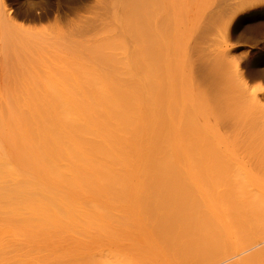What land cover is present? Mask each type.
I'll return each instance as SVG.
<instances>
[{"label": "bare ground", "instance_id": "6f19581e", "mask_svg": "<svg viewBox=\"0 0 264 264\" xmlns=\"http://www.w3.org/2000/svg\"><path fill=\"white\" fill-rule=\"evenodd\" d=\"M13 1L14 2L19 1L21 4L13 5V7L11 5V8L9 9L7 8L8 5H5L6 11L3 5L2 16H0V18L1 17L4 18V20L10 24L11 28L12 26H14L11 24H15V22H17V20L19 19L18 17L15 16H19V17L31 16L36 18V20L41 18L40 20L42 22L43 21L42 18H47L50 17L51 15H54L56 19L59 20V23L63 22V24L61 23L60 25L64 26V23L66 22L68 23V20L71 18L70 16L73 15V13L76 14L75 16L79 15L77 14V12L79 8L81 9V7H79L78 3L79 2L82 3L83 0H13ZM95 1L93 0V2ZM8 2L6 3L8 4ZM88 2L90 3L89 0ZM96 2L97 4L101 3V1L98 3V0ZM91 3L90 5H92ZM103 3H101V5ZM10 4H13V2ZM106 4L102 6L100 5L101 7H99V5L93 3V5L97 6V9L99 7L98 9L99 11L96 13L94 18L90 17L92 18L90 20L88 16L87 18L89 20L86 21V19L84 20V18H81V16H79L80 19H83V21L81 20L82 22L79 21L81 25L77 24V26L74 27L72 26L71 28L67 27L65 29L66 30L68 28L69 29L65 33H64L65 31L64 27L61 26L62 27L61 30L63 29L64 31L60 30V32H62L61 33L62 36L64 35L74 36V34H76L75 36H77L78 34L81 33L85 34V33H90L92 31L96 32V30L97 32H101L103 31L102 27H105L107 28L106 33L107 34L109 33L110 36L113 35L112 33H115L114 35H116L117 33L116 36H120V37L113 38L112 40L115 41L116 39L117 41V39H119L120 41L113 42L115 43L112 44L113 47H109L112 45L109 46L106 45L108 44L106 42L104 43L106 46L104 45L102 47L99 46L97 47L98 49L102 48V50L101 49L100 50L97 49L98 51L93 50L94 52H96L94 53L95 57L97 56V52L102 51L100 52L101 53L100 57H102L100 61L103 66L107 67L105 69L108 70L109 72L108 76H110V78L112 79V83L109 85H105L110 81L106 79L104 80V77L102 76L104 74L103 72L104 70L103 71L101 70L102 68L100 67L101 66L100 63L98 66L97 64L98 61L96 60L97 57L95 58L94 56L91 55V60H94L96 66L91 67L90 63L86 62L84 64L85 67H81L82 63L77 62L78 59L75 58L74 56L73 58L76 60L77 64L74 63L73 61H72L73 63L71 61L68 62L71 59L69 57H68V61H64V62H66V64L67 62L68 64L69 63L73 64V65L72 64L67 65V68L70 66L68 70L73 69L75 64L74 68L76 70L69 71L70 74H72L71 73L72 71L77 72V65H78V69L80 68L83 71V73H86L85 76L84 74L81 73L82 77L80 76L81 77L80 79L84 78L85 80L84 83L87 82V84L82 85L80 81H78L80 79H75L73 82H71V84L68 83V85L67 83L64 85L60 83L61 87H63L60 88V91L62 93L63 92L65 93L66 91L67 95H69L68 96L69 98L68 97L65 98V96L62 95L63 97L61 98L63 99L60 100L56 99L57 97L53 99L52 97L53 93L50 96L52 98H48V96L51 93L49 92L50 90H48L49 95L47 94V98L52 100L44 99L45 97L42 94V92L44 91L46 93L45 89L49 88L48 84L44 85L47 86L45 87V89L40 88L41 89L40 90L39 88H36L37 92L34 91L35 88H33L34 89L33 92L34 94L36 93L35 94L36 96L34 102L35 105H32L35 110L34 112L35 113V123H34L35 124L34 125L35 127V162H34L35 163V215L33 216V218L35 217V221H33L32 219V224L35 225L34 226L35 233L37 234V235L35 234L36 240H39V238H41V236H39V238L37 236L38 234L40 235L45 228L46 231L47 228L48 230L52 228L59 229V227H62L60 229H64L65 226L67 228V226L70 224L73 225L75 224L74 226H76V223H79L80 221L77 220L78 217L80 216V214L83 216L84 215L83 213H88L89 215L91 214V217L93 219H91V221L88 222V224L93 228H97L100 230L103 229V231H105L106 227L108 226L107 227L108 230L112 229L111 227H114V225H111L110 221L104 220L103 218L100 217L102 216L101 212L103 210H104L103 213L104 212L106 213L109 210L113 212L112 210H114L113 213L117 211L118 215L124 210L125 214L122 213V216L126 215L125 216L126 218L123 217L122 219L125 220L124 221L125 223L118 220H114L116 221L117 224V225L115 224L116 227L117 226L126 227L125 226L126 224L129 226L132 225V224H128L131 223L130 221L133 220L132 218H134L135 220L136 218L140 220H136L135 223L133 222L134 224H137L138 222V225H134V226L132 225L131 227L128 228V232L127 231L126 232L129 238L127 235L125 236H127V238L129 239V241L127 240V242L129 243H127L124 247H120V249L117 250L118 252L114 256L108 253L107 255L108 259L107 258L105 259V254H100V257L99 255H97L98 257H94L91 259L89 258V260L88 258L86 259L84 258L85 260H83L82 258V261L81 260L79 261L78 259L79 263L76 262V264H206L207 262H209L212 259L214 260L215 258H216L215 260L219 261L221 257L224 258L228 254L230 255V252H232L233 250H235L240 246L243 247L249 244H254L253 243L254 241L258 239L261 240V238L264 239V193H263L264 162H262L263 160H256L257 158H255L256 161L250 162L251 159H254L255 155H252L251 152H250L251 154L249 153V155H245L247 157L251 155L250 156L251 159L250 157H248L250 159L249 160L250 164L249 162L248 164L252 167L249 169L250 170L252 169L250 172H253V174L251 173L250 180L253 178L254 179L251 181L250 180L247 181V179L249 178L248 177L246 181L241 182L239 178L240 181L239 184L238 181L235 182L232 181L233 179L232 180L230 179V177H232L230 174V177H228V179L226 178L225 179L226 181H224L225 190L222 193H220V195L219 194L217 195L215 193L214 184L215 182H219L218 179H220L221 177H219L218 175H220L223 170L228 171V167L230 166L229 162L230 160L232 161V156L231 159L230 157L226 158V160L228 158L230 159L228 160V162L225 161L227 162L226 164H224L225 162L223 161L224 163L219 164L220 163L219 162L218 166H215L217 165L218 161L215 164L213 162L214 160L216 161L217 158L211 161V159L209 158L210 156L208 155L209 157L207 158L209 160L203 162V165H205L208 170V171L205 170L208 178H206L207 180L206 179L191 180L192 185H194V187L192 188H190L189 186L186 187L185 186L186 184H183L185 183L186 179L183 178L184 181L181 180L182 176L180 177L179 176L180 174L178 175L177 172L174 171L175 169H173L179 163V161L183 157H185V154L183 152H182L183 157H181L180 154L181 151H195V150L197 151L198 149L207 150L210 148V144H208L206 140L200 137V133L201 130L203 131V128L200 129L201 126L198 124V122L201 121L200 119L201 115L204 114L202 107H200V103L201 105L202 104L204 105L202 101L204 100L203 98H206L208 100L207 96L211 95V97H214V100H212L213 99L212 98L210 102L209 100L207 101L205 99V101H207V102L204 101L206 103L205 105L208 104L207 106L204 105L205 107L210 108L212 102L216 103L220 101L221 104H223L221 101L222 99H220V97L223 96L221 95L223 93L222 91L223 81L221 79V76L224 73L221 66L219 67L220 71L217 73V67L221 64V59L223 60L226 57L228 58L231 56V54L234 53L231 52V54H229L230 56L226 55L224 58H221L220 56L221 59H219L214 54L216 59L217 58L218 59L215 60L213 63L212 62L209 63L207 58H206L207 62L201 61L202 59L200 57V59L198 58L200 61L199 62L197 61V64L195 61L194 64L195 66L193 65V68L191 67V65H189L190 67L188 69L189 70L190 68L194 69L196 75L199 76L197 78L194 77L193 79L196 78L198 80L205 82L204 86L202 87L205 88V89L203 88L205 91L207 90L205 94L209 93L208 95H204V91H202L203 93L201 94L204 96H201V94L200 96L196 95L199 98V99L197 98L198 99L197 101L195 99V95H194L195 93L192 92L191 87L189 89L190 84H187V82H183V80L178 81L180 78L185 76L183 73H181L182 69L180 68V60H181L180 58H182L180 57V53L183 49L182 44L184 42L182 41L185 40L184 36H199V38L200 36H218V37L220 36V38L221 36L222 37L224 36L222 41L226 42L228 40L227 44L225 43V46L228 45L229 39H232V41L234 40L233 42L240 41L242 43L245 42L246 44L249 43V46L250 43H253L255 45L258 44V42H260L261 44L262 40L264 42V0H120L119 3L117 4H113L112 2L108 3L107 5ZM50 5L51 8H49V10L46 12H42L39 15L37 12H35L40 7H45ZM75 5L78 6L76 7ZM83 5H84V1L82 6ZM94 9H96L95 6ZM82 12H78V13H82ZM86 12L87 14H90L88 11ZM14 17L18 19L16 20ZM76 20L78 22L79 19ZM30 21H32V19ZM83 22H85L87 25H82L84 24ZM109 22L110 25L112 26L106 27V25L109 24ZM38 23L40 24V22ZM73 24L75 23L73 22ZM68 25H71V23H69ZM99 26L100 27L102 26L101 27L102 30L100 31H98ZM58 28L60 29V26ZM15 29L17 28L14 27V30ZM17 30H15V32ZM21 32L22 30L19 33L18 32L16 33H18L19 35ZM103 32L102 35H104ZM29 33L30 34H28V36L30 35L34 36L33 33L31 32ZM88 35L92 36L91 33ZM122 35L126 37L128 36L130 37L129 39L130 42L132 43L129 44L132 46L133 52H131V46L129 44L126 46V43L124 42L128 38L125 37L126 38L125 39L122 37ZM20 36H24V35H22L21 33ZM121 40L124 41L121 42ZM30 42L31 41H29L28 44ZM202 42L201 41L198 42L199 45ZM224 42L222 43L224 44ZM231 42L229 43V45L230 46L232 45L231 47L233 48L235 43L231 44ZM242 43H240L239 46H242L244 48V50L243 49L242 50L245 52V54L247 53L246 55L247 57H245L244 60V67L246 69L247 75L249 76L248 78L264 79V55L262 54L263 51H261V54H259L260 52L257 49V51L259 52L258 55L257 53L252 52L254 50L253 49L254 47L246 48L245 46L246 44L241 45ZM109 44H111V42ZM21 45L23 44L21 43L20 46ZM219 45L220 43L217 45V47ZM123 47L128 51V53L124 52L125 54L129 55L132 53L129 59L126 58L124 59V62H126L127 60L130 61V63L127 61V63L130 65L127 64L125 65L122 62L123 59L122 61L120 59L121 56L115 53L116 52L115 50H117L118 52L122 51ZM196 47L197 49H200L198 46ZM207 47L209 46L207 45ZM258 47L260 48V46ZM112 48L115 50L112 51ZM24 49H22L23 52ZM30 49H32V46L31 48L29 47L28 50H25L26 53L28 51V54L26 56H30V54L32 53ZM106 49L109 55L111 54L110 51L113 52L112 54H114V56L116 55L114 59L118 58V60L120 59V61L116 59L113 60L112 54L110 57H108V55L106 56L107 54ZM125 49L123 51H126ZM210 49L212 50V48ZM230 49H228V51H230ZM29 50L31 53L29 52ZM104 50L106 51L105 54L103 52ZM199 51L200 50H198V52ZM23 52L20 53L22 54ZM69 52L71 54V51ZM80 52L78 54H80ZM122 52H120V54L123 55ZM14 53L15 51L13 52V54ZM43 53L42 56L40 57L41 61L39 59L38 61L36 60L37 62H35L34 59H37L36 57L33 59L32 62H28V63L22 62L21 66L23 63H25L26 66H28V64L30 63L33 64L38 63L36 65L39 67V63H40V66L44 67L42 65L43 63L41 64V62L44 60V58L42 60ZM218 53L217 55L219 54L221 55V53L219 54ZM235 53L237 52L235 51ZM250 53H254L255 56H258L256 60L254 58L255 56H253L254 54L251 55L253 59L252 57L251 58L248 57ZM74 54L77 53L75 52ZM38 55L35 54L34 56H38ZM14 57H16V55ZM22 57L21 55L19 56V58ZM64 57L66 58V56ZM53 58H55V55H53ZM111 61H112V65L111 64L109 65ZM19 62H21V59ZM81 62L84 63V60L82 59ZM14 64H16L15 61L13 65ZM51 64L52 63L50 62V64L49 65L46 64L45 67L47 66L51 67L50 66ZM66 64L64 63V65ZM86 64H88L87 66L90 65L89 69L91 70L94 69V70L89 73L88 72L89 69L87 68ZM18 65L20 64L19 63L17 64L18 68L16 67V65L12 67L14 68L16 67L17 70L19 69ZM36 65H34V67ZM97 66L99 69L97 68ZM234 66L235 64H233V67ZM22 67L24 68L25 66L23 65ZM82 68H86L87 70L85 69L84 71V69ZM61 69L62 72L65 71L63 70L65 68H61ZM61 69L59 68L60 71ZM240 69L239 72H241ZM21 70L22 69H20L19 71L21 72ZM26 70L24 71L26 72ZM50 70H55L52 71L54 75L50 72L49 75V77L51 76L50 78H52V75L53 78H56V76L57 77L60 76L57 75L59 70L57 71V69L55 68L53 69L51 68ZM98 70H101V72L103 73L100 74ZM19 71L17 70L16 72ZM29 71L32 72L34 70L32 69ZM39 71L37 70V72ZM20 72L19 74H21ZM65 72L66 73L64 75L69 73L68 71ZM96 72L98 73V75ZM234 72L235 71L233 70L232 73ZM239 72L237 71L238 75L236 74V76L241 75L239 77L244 78L242 77L243 74L242 73L240 74ZM243 72L244 74H246L245 71ZM92 73L94 74L93 76L96 75L98 78V76L100 75L99 77L102 76V78H100V80L99 78L98 80H96L97 78H95L96 77L95 76L94 79H92L91 77ZM25 74L27 75L28 72ZM41 74L43 75L42 72ZM87 74L88 75L90 74L89 75L90 78L87 76ZM226 74L228 78L231 77L229 80H231V83L234 84V86H232L231 88L229 87V89L231 90V92H234L232 93L233 95L239 96L240 94H238L237 89H239L240 91V88L239 86L237 87V84H235V82L233 81V78L235 77L232 76L231 72H230L231 75H229V73L227 72ZM29 75L31 74H28L27 78L29 77ZM64 75H61V77L62 76L64 77ZM19 76L20 75L17 74V77ZM31 77L33 79L32 75ZM47 77L45 79L42 78L43 82L44 80L46 81ZM19 78L17 79L19 80ZM53 78L51 80H53ZM200 78H202L203 80ZM245 78L246 80L244 79V81H249L247 77ZM56 79L55 81L58 80ZM65 79H67L66 76ZM29 80H31L30 77ZM51 80L49 81L51 82ZM93 80H96V82L99 81L98 84H96ZM40 83L42 84V81ZM72 83L74 87L72 86ZM75 83L78 84V86ZM89 83L90 84L95 83L96 85L94 87H91ZM250 83L248 84H250L252 87L253 80ZM248 84L245 85L246 88L248 87ZM50 85H51V90L53 89L54 91L61 93L59 92L58 87L55 86L57 88V90H55L56 88L52 86L51 83ZM251 87H249L250 90ZM233 89L237 90V92L234 91ZM253 89L251 90V94L253 93ZM258 90L262 92L264 88L262 90V86H261L260 88H258ZM38 91L41 92L38 93ZM214 91L215 93H213ZM216 92L218 96L216 95ZM214 94L215 96H212ZM223 94H226L223 96L224 97L223 100H225L224 103H229L227 97L228 95L232 96V94H228L227 92ZM39 95L43 96L44 98H42V100L41 99L38 100ZM252 95L254 96L256 94L253 93ZM59 97L60 95L58 96V98ZM191 99L193 100V102H191ZM260 99L254 101L252 99L250 100V102L251 103L254 102L255 105V107L250 109L252 110V114H253L252 116L257 115L256 112L258 108L256 107L257 105L256 103H260V107H261ZM262 99L264 100V98ZM22 102H24L22 103V106H24L25 108L26 107L25 100H23ZM262 102L264 104V101ZM8 105L10 106V103ZM195 105L197 106L196 108ZM216 105H218V108L220 107L218 103H216ZM216 105H212V108ZM224 105L225 104H223L222 106ZM241 105L242 104H240V106ZM9 106H8V113L6 114L5 118L9 117L11 120H14V118L11 116H14L16 113L13 107H9ZM225 106L224 108H226V110L224 108L222 110H225L226 112L220 111L219 109L217 110L216 109L217 106L214 109L210 108V110L208 109L206 110L210 112L211 110H213L214 112L217 111V113L218 111L221 113L223 112V116H224L223 118L222 115H219L221 113L217 114L215 112V114L218 117L221 116L220 117L222 119L221 122L224 120V122H222L223 127H229L231 125L230 123L235 121L234 123H232L233 124L232 126L237 129L236 131H234L237 134H238V127L240 126L239 124L241 122L245 125L244 129L245 130L247 129V131L255 130L256 132H259L258 130H261V129L257 130L256 128L253 129V126L256 125L255 122H257V120H260L259 117L260 115H262L259 111L258 113L260 115L258 114L259 116L258 119L255 118V116L251 118L250 117L251 115L249 116V114H246L248 117L246 115L245 117L244 115H242V117L244 118V122H243L240 121L238 115L241 116V114H244L241 113V109L245 111L244 107L240 108V106L237 107L235 105V108L239 109V110L237 109L238 113L240 112L236 117V119H238L237 121L234 120L235 116H231V115L228 116L227 114L229 111L232 114L234 110L231 111L229 108ZM229 106L230 105H228V107ZM17 107H18L17 108L18 111V109L20 108L19 104ZM205 107H203V109ZM27 108H26L27 110H30V106L28 102H27ZM196 109L197 111L200 112H197ZM227 109H229V111ZM254 109H256V111H254ZM262 109H264V107ZM34 110L32 109L31 111ZM201 110L203 112H201ZM191 112H196V115L198 116L200 115L199 116L200 118L196 115L192 116ZM211 114L213 115V113ZM195 117H197L198 119H196ZM203 117L204 119L205 118L206 119L202 121L204 123L201 122L202 125H204L207 122L204 125V127L205 126L207 127V129L205 127L204 133H207V131L208 132L210 131L211 133L212 132L211 130H213L212 128L215 129L216 123L215 124L212 123L213 125L211 126L209 119L207 121V117L209 118V116L205 117L203 115L202 118ZM225 117L226 118L229 117V118L226 119ZM248 118L250 120H248ZM21 119L24 121L23 118ZM21 119L20 117L17 120L15 118V121L17 122L19 121L17 123V127L23 129L24 124L22 123ZM245 119L248 120L246 123H245ZM253 119L255 120L257 119V120L254 121ZM226 120H231V121L233 120V121L230 122ZM236 121L238 122V124ZM261 121L264 122V119H261ZM261 121L258 122L259 125L261 124ZM10 123L13 124L14 121ZM248 123H251L249 124L250 126L248 125ZM219 124L220 122L218 123V125ZM10 125L11 124L7 123L6 121L5 124L2 125L1 129L3 128L7 130L10 127ZM259 125L258 127L262 128L263 130L262 127L263 123L261 124V127ZM209 126L210 129L208 128ZM248 126L252 128H248ZM239 128L241 131L242 128L241 127ZM25 130L26 128L24 129V131ZM217 130L215 131V133L219 132ZM243 130L241 137H243V134L246 133L245 130H244L245 133H243ZM260 134L263 135L264 133H260ZM237 136L239 137V134ZM230 138L232 139L233 137ZM241 139L243 141L244 138ZM220 140H223V138L220 139L219 137V141ZM245 140L246 138L244 139V141ZM219 141L218 144H220ZM242 141H238V142H242ZM222 142L223 141H221V143ZM227 142L225 143L227 144ZM246 142L248 143L247 140ZM261 142L259 143V145L257 144L258 142L257 143L255 142V144L258 145L257 148L258 147L263 148ZM215 143L217 142L212 143L214 145L213 147L216 146ZM223 146H226V149L228 147L227 145H223ZM247 152L249 151L247 150ZM231 153L233 154L232 150ZM235 153L234 156L237 155ZM240 153L237 155V157L241 156ZM263 153L264 150L262 151V156H264ZM194 156L197 159V161L203 159L202 156H198L197 154ZM194 156L192 158V162ZM188 157L190 156H187V158ZM181 162L184 164L182 160ZM196 162L194 163L196 164ZM234 162L235 161H233V163ZM228 163L229 166L227 167ZM188 164L187 166L185 164L186 169L190 165ZM199 165H202V163ZM222 165H226L227 169H225V166L223 169ZM165 166H170V167L173 166L172 168L173 170L171 169L172 170L171 171L170 168H166L167 170L165 168L163 169V167ZM242 166L243 165H239L238 170L241 169L240 167ZM213 167L217 168L218 175L212 172ZM200 168L199 170L201 172L202 168L201 169ZM244 169L246 171V168ZM177 171L179 173V170ZM227 171H223V172L226 173ZM239 171L245 174V171L242 170ZM227 173H230V169L229 172ZM176 175L179 176L178 179ZM249 175L250 174L248 172L247 176ZM252 175L253 178H251ZM255 175L259 176V178H263V181H258ZM255 178L258 181V182L256 181L257 183L255 182ZM133 182L135 183L138 182L139 185L140 183L143 185L133 188L132 186H130L131 183L134 184ZM164 182L168 186L160 184ZM237 182L239 184L238 190L235 189L234 187ZM138 184H134V185L136 186ZM247 185L251 186L250 187L251 189L250 188L245 189V187H248ZM119 193L120 196H117ZM136 193L140 197L138 200H136V205L134 204L135 206L134 208L138 206V208H136L137 210L133 208V205L131 206L130 204L129 205L122 204L121 199L124 198L122 197L123 195L136 196ZM132 198H134V196ZM108 199L109 200L112 199L114 201L118 199V203L119 202L121 203L119 204L120 207L124 206L123 209L121 208L122 211L118 209L116 210L114 204H116L117 202L112 203L114 205L113 206L112 204H109L110 201H108ZM142 199L146 200L145 201L146 203L144 201H141L144 203V206L139 207V204L141 202L139 204L138 202L139 200ZM92 200L95 201L92 202ZM106 200L109 203H107ZM113 207L115 209H113ZM139 208H142L143 211ZM140 210L143 212L142 214L138 213L140 212ZM128 211L131 213H133L134 211L133 214L135 216L131 217L130 214V216L127 217ZM117 212H116V216H117ZM93 213L94 214L97 213V216H99L100 218L97 217L96 218L101 219L102 221L104 220L103 223L104 222L108 223L110 226L105 225V228L100 227L103 226V223H101L100 220L94 219V215H92ZM99 213H101V215ZM138 214L140 215L139 218L137 217ZM68 215L70 218H67L68 219L67 220L66 216ZM77 215L78 217H76ZM72 216L74 217L72 218ZM116 218L120 219L119 217ZM127 218H130L131 220L129 219L127 220ZM75 221L78 222L75 223ZM118 222L121 223L118 225ZM79 226L81 227V225ZM82 226L85 227L83 224ZM117 228L126 230L125 228H121V227H117ZM37 229L38 231L40 230L39 233L38 231H36ZM36 240L35 243L38 242ZM101 255L103 256V258H101L102 257ZM111 256H113V258H110ZM69 262L72 263L73 261H69ZM64 264H69V263L64 262ZM234 264H264V248L261 247V249L258 252H255V254L250 255L249 257H245L244 259Z\"/></svg>", "mask_w": 264, "mask_h": 264}, {"label": "rangeland", "instance_id": "374dc122", "mask_svg": "<svg viewBox=\"0 0 264 264\" xmlns=\"http://www.w3.org/2000/svg\"><path fill=\"white\" fill-rule=\"evenodd\" d=\"M8 2L9 0H0V16H2V12H3V5H4V7H5V11H6V6L5 5H8V9L9 8H11V5H12V7H13V5H18V4H21L19 1H13V0H11L12 2H13V4H10V3H12L11 1H9L8 2V4L6 3V2ZM83 1H84V5L82 6V4H83ZM82 1V3L81 2H79L78 3V5H79V7H81V9L79 8L78 9V12H82V13H78L77 12V14H79L78 16H75L76 14H74L73 13V15H71L70 17V21L68 20V23L66 24V23H64V26L63 25H60L61 23L63 24V22H61V23H59V20L58 19H56V17L54 16V15H51L50 17H47V18H42L43 19V21L41 22V18H39V19H37L36 20V18H34V17H31V16H26V17H23V16H20V17H23V18H20L19 16H15V17H18V18H15L16 20H17V22H15V24H11V25H14V26H12V28L10 27V24L9 23H7V21H5L4 20V18H0V264H64V262L66 263V262H68L69 264H72V263H75L76 264V262L77 263H79V261L81 260L82 261V258H83V260H85L86 258H88V260H89V258L91 259V258H94V257H98L97 255H99V257H100V254H105V259L107 258V255H108V253L110 254V255H115L118 251L117 250H119L120 249V247H124L127 243H129V242H127V240L129 241V236L127 235V232H128V228L129 227H131L132 225L134 226V225H138V222H137V224H134L135 223V221L136 220H140V219H137L136 218V220L134 219V218H132L133 220H131L130 218H127V220L129 219V220H131L130 222L131 223H128V224H132V225H125L126 227H122V226H117V227H121V228H125L126 230H122V229H119V228H117L116 226H115V224H116V221H114V220H118V221H121V222H123V223H125L124 221L125 220H123L122 218L123 217H125L124 215L122 216V213H124L125 214V212H124V210H123V212H121V213H119V215H118V212H117V216H116V212L115 213H113L114 212V210H112L113 212H111L110 210V212L109 211H107L106 213L104 212L103 213V211L101 212L102 213V216H100L101 218H103L104 220H107V221H110V224L111 225H114V227H111L112 229H107V227H106V230L105 231H103V229L102 230H100V229H97V228H93L92 226H90L89 224H88V222H90L91 221V219H93L92 217H91V214L89 215L88 213H83L84 215L82 216L81 214H80V216L78 217V215L76 216V217H78V221H79V223H76V222H78V221H75V223H76V226H74L73 224H70V225H68L67 226V228H66V226L64 227V229H60V228H62V227H59V229L58 228H52V229H49L48 230V228H47V230L45 231V229L43 230V232H41V234L39 235L38 234V238H39V236H41V238H39V240H36V237H35V225L34 224H32V219H33V221H35V217L33 218V216L35 215V127H34V123H35V110H34V107L32 106V105H35V94H34V92H33V88H35V90L34 91H36L37 92V89L36 88H41V89H45V87H47V86H44L45 84H48L49 85V88L48 89H45V91H46V93L43 91L42 92V94L44 95V97L43 96H41V95H39L38 96V100L39 99H41L42 100V98H44L45 100H52V99H48V98H52L53 97V99H55L56 97V99H58V100H60V99H63V98H61V97H63V96H65V98L66 97H68L69 95H67V93H66V91H65V93L63 94L61 91H60V88H63V87H61V85H60V83H62L63 85L64 84H66L67 83V85H68V83L69 84H71V82H73L75 79H80L81 77H82V74H84V76H85V74L86 73H83V71L79 68L78 69V65H77V72H74L76 69L74 68L75 67V64H74V67H73V69H69L68 70V68H70V66L67 68V65H69L68 64V62H74V63H76L77 64V62H80V63H82V65H81V67H85V63L86 62H89L90 63V65H91V67L92 66H96V64L94 63V60H91V55L92 56H94V53H96V52H94L93 50H97L98 48V46L99 47H102V46H104L105 44L104 43H108V44H106V45H112V44H115V43H113V42H115L116 41V39H115V41L114 40H112L113 38H119L120 36H116L117 35V33H116V35H114L115 33H112L113 35L112 36H110V34L108 33H106L107 32V28H105V27H102L103 28V31H101V32H97V30H96V32L94 31H92V32H90L91 33V35L92 36H90V35H88V34H90V33H85V34H83V33H81V34H78L77 36H75L76 34H74V36H65L64 34V36H62L61 35V33L62 32H60V30H61V28L62 27H64V33L69 29V28H71L72 26L74 27V26H77V24H79V25H81V23L80 22H82L83 21V19H80V17L79 16H81V18H84V20L86 19V21L87 20H89L87 17L89 16V18L90 17H92V18H94L95 17V15H96V13L99 11L98 9H99V7H101L102 5H104V4H108V3H113V4H117V3H119V1L120 0H103V2H102V0H100L101 1V3H103L102 5H101V3H99L100 1L98 0V3L99 4H97V0L95 1V2H93V0H89L90 1V3H91V1H92V5H90V3L88 2V0L87 1H85V0H83ZM85 2H87V3H85ZM80 3H81V5H80ZM93 3H95L96 5H99V7H98V9H97V6L96 5H93ZM53 4V3H52ZM89 4V5H88ZM106 4V5H107ZM78 5H75L76 7L78 6ZM101 5V6H100ZM94 6H95V8L96 9H94ZM46 7V8H45ZM45 7H40V8H38L35 12H37L38 13V15L40 14V13H42V12H46V11H48L49 10V8H51V5L50 6H45ZM7 9V10H8ZM2 10V11H1ZM80 10V11H79ZM82 10V11H81ZM77 11V10H76ZM86 11H88L90 14H87V12ZM36 13V14H37ZM81 14V15H80ZM90 15H92V16H90ZM53 16V17H52ZM74 16H75V18L76 19H79L78 20V22H77V20L74 18ZM32 19V21H30L31 19ZM52 17V18H51ZM92 18H90V20L92 19ZM15 19H14V21H15ZM20 19H22V20H20ZM35 19V20H34ZM48 19V20H47ZM51 19H53V20H51ZM4 20V21H3ZM25 20V21H24ZM55 20V21H54ZM57 20V21H56ZM75 20V21H74ZM82 20V21H81ZM31 23H30V22ZM36 21H38V22H40V24L38 23V22H36ZM66 21V20H65ZM64 21V22H65ZM76 24H73V22ZM34 23V25H33V23ZM58 22V23H57ZM36 23H38V24H36ZM69 23H71V25H68ZM84 24H82V25H87L85 22H83ZM32 24V25H31ZM36 24V25H35ZM57 24V25H56ZM65 24H66V26H65ZM112 24V23H111ZM6 25V26H5ZM60 26V29L58 28L59 26ZM9 28H8V27ZM62 26V27H61ZM108 26H112V25H110V22H109V24H107L106 25V27H108ZM115 26V25H114ZM14 27H16L17 29H15V30H17L16 32H20L21 30H22V35H24V36H20V34L18 35V33H16L15 32V30H14ZM67 27H69L67 30L65 29V28H67ZM100 26H99V28H98V31H100V30H102V28H101ZM58 29H59V31H58ZM105 29H106V31H105ZM10 30H12V31H10ZM20 30V31H19ZM61 30V31H62ZM7 31V32H6ZM29 32H31V33H33L34 34V36H28V34H30ZM102 32L104 33V35H102ZM5 33H8V34H5ZM95 33V34H94ZM11 34H13V35H11ZM56 34H59V35H56ZM8 35V36H7ZM11 35V36H10ZM67 35V34H66ZM81 35V36H80ZM83 35V36H82ZM85 35V36H84ZM96 35V36H95ZM100 35V36H99ZM122 37L123 38H125L126 36H124V35H122ZM121 37V38H122ZM206 37V38H205ZM126 38H130L129 36L128 37H126ZM125 38V39H126ZM208 38V39H207ZM223 38H224V36L222 37L221 36V38H220V36L218 37V36H200V38H199V36H184V41H182V42H184L183 44H182V51H181V53H180V57H182V58H180L181 60H180V68L182 69L181 70V73H183L185 76L184 77H182V78H180L178 81H182L183 80V82H187V84H190L189 85V89H190V87H191V90H192V92H194L193 94L195 95V99L198 101V97L196 96V95H199L200 96V94L201 93H203L202 91H204V95H208L209 93H206L205 94V92H207V90L205 91L204 89V87H202V86H204V83L205 82H203V81H201V80H198V79H196L197 77H199L198 75H196V72L194 71V69H191L190 68V70L188 69L190 66L189 65H191V67L193 68V65L195 64V61H196V64H197V61L199 62L200 60V57H201V61H204V62H207V59H208V61H209V63H213L215 60H217L218 58L219 59H221V58H224L226 55H229V54H231V52H234L233 54H231V56L230 57H226V58H224L223 60L221 59V64L217 67V73L220 71L219 70V67L221 66L222 67V69H223V75L221 76V79H222V81H223V85H222V91H223V93H225V92H227L228 94H232V93H234V92H231V90L229 89V87L231 88L232 86H234V84H232L231 83V80H229L230 78H228V76H227V74H226V72L227 73H229V75H231L232 74V76L233 77H235V78H233V81L235 82V84H237V87L239 86V88H240V91H239V89H237L238 90V94H240L241 95V93H242V95L240 96H235V95H233L232 94V96L231 95H228V102L230 103H224L225 102V100H223V96L224 95H226V94H221V95H223V96H221L220 97V99H222L221 101H222V103L223 104H228V105H230L229 107H228V105H224L225 107H227V108H229L231 111L232 110H234L233 111V113L231 114V112L229 111V109H227L229 112H230V114H229V112L227 113L228 114V116H235V118H234V120H237L238 121V119H236V117H237V115L240 113H238V111H237V109L235 108V105L237 106V107H239L240 106V104H242L241 106H240V108H242V107H244V110L245 111H243V109H241V113H244V114H241V116L240 115H238V118L240 119V121H243L244 122V118L242 117V115H244V117H245V115L246 114H249V116L251 117V118H253L254 116H252L253 114H252V110H250V109H252L253 107H255V105H254V102H250V100L252 99L253 101L254 100H259L260 98V102H261V107L263 106L264 107V104H263V102L262 101H264L262 98H264V90H263V86H264V79H262V78H248L249 76L247 75V73H246V69H245V67H244V60H245V57H247L246 55H247V53L245 54V52L243 51L244 50V48L242 47V46H239V44L240 43H242V42H240V41H235V42H233L232 41V39H229V43L231 42V44L233 43H235L234 44V46H233V48L229 45V43H228V45L227 46H225V43L227 44V41L226 42H224V41H222L223 40ZM124 39V40H125ZM128 39H126L124 42L126 43V46L129 44V43H132V42H130V39L128 40ZM207 39V40H206ZM110 40V41H109ZM25 41H31L29 44H28V42H25ZM118 41H120L119 39H117V41L116 42H118ZM122 40H121V42H123ZM196 41H198V42H202V43H200V45H199V43L198 42H196ZM209 41V42H208ZM221 41V42H220ZM111 42V44H109ZM194 42V43H193ZM222 42H224V44L222 43ZM240 42V43H239ZM23 44V45H21L20 46V44ZM35 43V44H34ZM198 43V44H197ZM220 43V45L217 47V45ZM103 44V45H102ZM197 44V45H196ZM205 44H206V46H205ZM211 44V45H210ZM221 44H223V45H221ZM243 44H246L245 42L244 43H242L241 45H243ZM248 44V45H247ZM245 46H246V48L248 47H254L253 49V51L252 52H255V53H259V54H261V51H263L262 52V54L264 55V42H263V40L261 41V44H260V42H258V44H253V43H250V46H249V43H247ZM253 44V45H252ZM38 45V46H37ZM101 45V46H100ZM105 45V46H106ZM121 45H122V43H121ZM130 45V44H129ZM133 45V44H132ZM207 45L209 46V47H207ZM252 45V46H251ZM261 45H263V46H261ZM18 48H17V47ZM25 46V47H24ZM31 46H32V49H30L31 50V52H30V50H29V52L31 53H29L30 54V56H26L27 54H28V51H27V53L25 52V50H28L29 49V47L31 48ZM36 46V47H35ZM107 46V47H108ZM126 46H124V47H126ZM131 46V45H130ZM196 46H198L200 49H197V47ZM210 46H212V47H210ZM258 46H260V48L258 47ZM28 47V48H27ZM41 47V48H40ZM106 47V48H107ZM109 47H113V45L112 46H109ZM122 47V46H121ZM123 47V50L125 49ZM217 47V48H216ZM225 47V48H224ZM227 47H228V49H230V48H232V49H230V51H228V49H227ZM242 47V48H241ZM24 49V48H26V49H24V52H23V50L22 49ZM40 48V49H39ZM90 48V49H89ZM96 48V49H95ZM105 48V47H104ZM103 48V49H104ZM210 48H212V50L210 49ZM219 48H221V49H219ZM262 48V49H261ZM18 49H19V51L20 52H23L22 54L18 51ZM41 49H42V51H41ZM88 49V50H87ZM101 50H102V48H100ZM100 49H98V50H100ZM203 49V50H202ZM217 49V50H216ZM240 51H239V50ZM243 49V50H242ZM257 49H258V51H257ZM15 51V53L13 54V52ZM33 50V51H32ZM43 50H44V53H43ZM82 50H84V51H82ZM97 50V51H98ZM110 50V49H109ZM113 50H115V49H113L112 48V51ZM122 50V49H121ZM122 50V51H123ZM126 50V49H125ZM198 50H200L199 52H198ZM223 51V52H221V51ZM232 50V51H231ZM40 51V52H39ZM69 51H71V54H70V52ZM73 51V52H72ZM81 51V52H80ZM106 51H107V49H106ZM105 50L103 51L104 52V54H105V52H106ZM116 51V52H115ZM114 52L115 53H117V55L119 54L121 57H124V58H121L120 56H118V57H120V59H121V61H122V59H123V63L126 65H130V64H128L127 63V61L126 62H124V59L126 58V59H129L130 58V56H131V52H133V48H132V46H131V54H129V55H127V54H125L124 52H126V53H128V51L126 50V51H120V52H122L123 53V55L122 54H120V52H118L117 50H115ZM175 51V50H174ZM174 51H173V53H174ZM202 51V52H201ZM207 51V52H206ZM215 51V52H214ZM235 51L237 52V53H235ZM33 52H35V53H33ZM68 52V53H67ZM79 53L80 52V54H74V53ZM86 52V53H85ZM89 52V53H88ZM100 52H102V51H100ZM100 52H97V58H96V60L98 61H95V62H97V64H98V66H99V63H100V67L102 68H100L103 72H104V74L102 75L103 77H104V80L106 79V80H109L110 82H106L107 84H105V85H109V84H111L112 83V79L110 78V76H108V74H109V72H108V70L107 69H105V68H107V67H105V66H103L102 64H101V58L102 57H100L101 55V53ZM221 53V55L219 54V53ZM230 52V53H229ZM242 52H244V53H242ZM42 53H43V57H42V60H43V58H44V62L42 61L41 62V64L44 66V67H42V66H40V63H39V67L36 65V64H38V63H36V64H33V63H30L31 64V66H30V64H28V66H26L25 65V63L27 62H32L33 61V59L34 58H36L37 57V59H34L35 60V62H37L39 59H40V61H41V56H42ZM82 53V54H81ZM83 53H84V55H83ZM110 53L112 54L113 52H111L110 51ZM176 53V52H175ZM202 55H201V54ZM217 53L219 54V55H217ZM242 53V54H241ZM38 55V56H34V55ZM41 54V55H40ZM90 54V55H89ZM111 54L109 55L108 54V51H107V54H106V56L108 55V57H110L111 56ZM218 57L217 59H216V57H215V55ZM244 54V55H243ZM252 54H254V53H250L249 55H248V57H252L251 55ZM258 54V55H259ZM16 55V57H14ZM21 55V57L22 58H19V56ZM32 55H33V57H32ZM53 55H55V58H53ZM67 55H69V56H67ZM87 55V56H86ZM113 56V60H115L114 59V57H116V55L114 56V54H112ZM126 55H127V57H126ZM174 55V54H173ZM222 55H223V57H222ZM233 55H236V56H233ZM56 56H57V58H56ZM64 56H66V58L64 57ZM72 56V57H71ZM75 56V58H77L78 60H77V62H76V60L73 58ZM79 56H81V57H79ZM104 56V55H103ZM176 56V55H175ZM220 56H221V58H220ZM253 56H255V54L253 55ZM39 57V58H38ZM68 57L69 58H71L69 61H68ZM105 57V56H104ZM112 57H111V59H112ZM242 57V58H241ZM258 56H255L254 58H255V60H256V58H257ZM19 58V59H18ZM25 58H26V60H25ZM31 58H32V60H31ZM72 58H73V60H72ZM94 58V59H95ZM199 58V59H198ZM207 58V59H206ZM230 58V59H229ZM20 61V59H21V62H19L18 60ZM54 59H56V60H54ZM58 59V60H57ZM82 59L84 60V63L83 62H81L82 61ZM110 59V58H109ZM120 59L118 60V58L116 59V60H118V61H120ZM194 59H196V60H194ZM198 59V60H197ZM204 59V60H203ZM229 59V60H228ZM252 59H253V57H252ZM30 60V61H29ZM37 60V61H36ZM52 60H54V61H52ZM75 60V61H74ZM87 60V61H86ZM190 60H192V61H190ZM14 61L16 62V64H14V65H16V67H17V64L19 63L20 65H18L19 66V69H17L18 71L20 70V69H22L21 70V74H19V72H16L17 70H16V67L14 68V67H12V66H14L13 65V63H14ZM17 61H18V63H17ZM39 61V62H40ZM52 63V64H54V65H50L51 67H45L46 66V64L47 65H49L50 64V62ZM64 61H68L67 62V64H66V62H64ZM100 61V62H99ZM22 62H25V63H23L22 64V66L24 65L25 67V69L21 66V63ZM34 62V63H35ZM56 62V63H55ZM66 64V65H64V63ZM72 62V63H73ZM93 62V63H92ZM121 62V63H122ZM129 63H130V61H128ZM191 64H190V63ZM193 62V63H192ZM234 62V63H233ZM7 63V64H6ZM58 63V64H57ZM71 63V64H72ZM80 63H79V65H80ZM230 63V64H229ZM240 63V64H239ZM243 63V64H242ZM33 64V65H32ZM70 64V65H71ZM112 65V61L109 63V65ZM233 64H235V66L233 67ZM243 65V67H242V65ZM34 65H36L35 67H34ZM73 65V64H72ZM88 64H86V66H87ZM89 65V66H90ZM224 65V66H223ZM226 65H228V66H226ZM236 65H238V66H236ZM21 66V67H20ZM89 66H87V68L89 69ZM98 66H97V68H98ZM188 66V67H187ZM195 66V65H194ZM226 66V67H225ZM28 67V68H27ZM37 67V68H36ZM110 67V66H109ZM229 67V68H228ZM236 67H238L240 70H241V72H239V69L238 68H236ZM13 68H14V70H13ZM18 68V67H17ZM40 68H41V70H40ZM53 69V68H55V69H57V71L59 70V68L61 69V68H65V69H63V70H65V71H71V70H74V71H72L71 73L72 74H70V72L69 73H67L66 75H64L66 72L65 71H63L62 72V69H61V71L59 70L58 71V73H57V75H60V76H56V78L58 79H56V78H53V72L52 71H55V70H50V69ZM72 68V67H71ZM234 68V69H233ZM26 70V72L24 71V70ZM34 70V71H29V70ZM36 69V70H35ZM82 69H84V71H85V69L86 68H82ZM99 69V68H98ZM231 69H232V71H231ZM37 70L39 71V72H37ZM87 70V69H86ZM94 69H89L88 70V72L90 73V72H92ZM101 70H98L99 72H100V74H102L103 72H101ZM186 70V71H185ZM233 70L235 71L234 73H232L233 72ZM245 71V73L246 74H244V72L243 71ZM15 71V72H14ZM35 71H36V73H35ZM44 71V72H43ZM237 71L241 74H243V76L242 77H244V78H240L239 76H241V75H239V76H236V74H237ZM28 72V74H31L32 76H33V79H32V77H31V75H29V77H30V79L31 80H29V77L27 78V75L25 74V73H27ZM41 72L43 73V75L41 74ZM50 72L53 74H51L52 75V78H53V80H54V82H53V80H51L52 78H50L49 77V75H50ZM61 72V73H60ZM80 72V73H79ZM87 72V71H86ZM87 72V73H88ZM95 72V71H94ZM93 72V73H94ZM230 72H231V74H230ZM24 73V74H23ZM56 73V72H55ZM63 73V74H62ZM73 73H74V75H73ZM76 73V74H75ZM82 73V74H81ZM92 73V75H91V77H92V79H94V77L96 76H93L94 74ZM97 73V72H96ZM95 73V74H96ZM17 74L18 75H20L19 77H21L22 76V74H23V76L21 77V78H19V77H17ZM79 75V77H78V75ZM182 74V75H183ZM192 76H191V75ZM13 75H15V76H13ZM25 75V76H24ZM40 75V76H39ZM43 77H42V76ZM45 75V76H44ZM56 75V74H55ZM61 75H64V77L62 76L61 77ZM70 75V76H69ZM90 75V74H89ZM89 75L87 74V76L89 77ZM97 75H98V73H97ZM189 75H190V77H189ZM221 75V74H220ZM219 75V76H220ZM238 75V74H237ZM48 76V77H47ZM65 76L67 77V79H65ZM70 78H69V77ZM76 76V77H75ZM81 76V77H80ZM100 76V75H99ZM98 76V78H99V80H100V78H102V76L101 77H99ZM15 77V78H14ZM19 78V80L17 79V78ZM40 77V78H39ZM47 77V79H46V81L44 80V82H43V80H42V78L43 79H45ZM75 77V78H74ZM194 77H196L195 79H193ZM245 77H247L248 78V80L250 81V82H252V80H253V85H252V87H251V83L249 82V81H244V79L246 80V78ZM86 78V77H85ZM90 78V77H89ZM95 78H97V76L95 77ZM98 78L96 79V80H98ZM28 81H27V80ZM39 79H40V81H39ZM55 79L57 80V81H55ZM63 80V81H61V80ZM200 79H202V78H200ZM243 79V80H242ZM252 79V80H251ZM49 80H51V82L49 81ZM60 80V81H59ZM67 82H66V81ZM72 80V81H71ZM87 80H89V79H87ZM96 80H93L96 84H98V82H96ZM196 80H197V82H198V84H197V82H196ZM203 80V79H202ZM34 81H35V84H34ZM42 81V84L40 83ZM52 84V86H56V87H58V90H59V92H61V93H58V92H56V91H54L53 89L51 90V85H50V83ZM77 81V80H76ZM78 81H80V83L83 85H85V84H87V82L86 83H84L85 82V80H84V78L83 79H80V80H78ZM91 81V80H90ZM92 81V82H93ZM193 81H195V82H193ZM232 81V82H233ZM33 82V83H32ZM57 82H58V84H57ZM64 82V83H63ZM190 82V83H189ZM203 82V83H202ZM233 82V83H234ZM245 82V83H244ZM26 83V84H25ZM54 83V84H53ZM80 83H79V85H80ZM90 84V86L91 87H94L96 84ZM103 83H104V81H103ZM196 83V84H195ZM248 83H250V84H248ZM255 83V84H254ZM33 84V85H32ZM57 84V85H56ZM76 84V83H75ZM193 84H194V86L195 85H197V86H195V88H197V89H195L194 88V86H193ZM246 84H248V87L246 88ZM263 84V85H262ZM34 85H35V87H34ZM77 86H78V84H76ZM75 85V86H76ZM201 85V86H200ZM72 86H73V83H72ZM262 86V92H260L261 91V89H260V91L258 90V88H260ZM55 87V88H56ZM71 87V86H70ZM74 87V86H73ZM80 87V86H79ZM200 87V88H199ZM202 87V88H201ZM236 87V88H237ZM249 87H251V90L253 89V93H255L256 95H252L251 94V90H250V88ZM66 88H68V87H66ZM198 88H199V90H200V92H199V90H198ZM204 88V89H203ZM255 88H256V90H255ZM38 89V90H39ZM40 89V90H41ZM246 89H247V91H246ZM48 90H50L49 92H51L50 93V95L48 94L49 92H48ZM55 90H57V88L55 89ZM62 90H64V89H62ZM66 90V89H65ZM221 90V89H220ZM234 91H236L237 92V90H235V89H233ZM257 91H259V92H257ZM41 91H38V93H40ZM199 92V93H198ZM210 92H212V91H210ZM235 92V93H236ZM241 92V93H240ZM46 94V96H45V94ZM53 93V96L52 97H50L51 96V94ZM58 93V94H57ZM197 93V94H196ZM213 93H215V91L213 92ZM213 93H211V94H213ZM259 93V94H258ZM261 93V94H260ZM47 94L49 95L48 96V98H47ZM60 95V97L58 98V96ZM63 95V96H62ZM204 95H202L201 94V96H204ZM216 95H217V92H216ZM258 95V96H257ZM210 96V97H209ZM209 96H207L208 97V100L211 102V99L212 100H214V97H211V95H209ZM212 96H215V94L214 95H212ZM218 96V95H217ZM220 96V95H219ZM259 98H257V97ZM263 96V97H262ZM79 97V96H78ZM69 98V97H68ZM76 98V97H75ZM198 98V99H197ZM203 98V97H202ZM251 98V99H250ZM11 99V100H10ZM25 100V103H26V107L24 108V106H22V103H24V102H22L23 100ZM37 99V98H36ZM204 100H202L203 101V103H204V105L206 104L205 102H207L208 100L206 99V98H203ZM205 99L207 100V101H205ZM217 99H218V97H217ZM226 100V101H227ZM240 100V101H239ZM8 101H9V103H10V106L8 105L9 103H8ZM196 101V102H197ZM205 101V102H204ZM215 101H217V100H215ZM17 102H18V104H19V109H18V111H17V106H18V104H17ZM27 102H28V104H29V106H30V110H27L28 108H27ZM191 102H193V100L191 99ZM220 102V101H219ZM219 102H216V103H218L219 104V108H218V105H216V103H213L212 102V105H216V106H214L213 108H212V105L210 106V108H212V109H214L215 107H216V109L218 110H220V111H224V112H226L225 110H226V108H224V106H222L223 104H221V102L219 103ZM200 103V102H199ZM251 103V104H250ZM231 104H232V106H231ZM257 105H256V107L258 108V110H257V117L255 116V118H257L258 119V111L262 114V115H260V117H259V119L260 120H257V122H255L256 123V127L255 126H253V125H251V126H253V129L254 128H256L257 130L258 129H261V130H258L260 133H264V132H261V131H264V122L263 121H261V119H264V109H262L261 107H260V103H256ZM12 105V106H11ZM199 105V104H198ZM203 104L201 105V103H200V107H202V110L204 111H202L201 110V112H203L204 114H202L201 115V118L198 116V115H196V112H191V115L193 116V115H196V116H198L200 119H201V121L200 122H198V124L201 126V128L200 129H202L203 128V131L201 130V133H200V137L202 138V139H204V140H206V142L208 143V144H210V148L209 149H207V150H200V149H198L197 151L195 150V151H181V157H183L182 156V152L185 154V157H183L181 160L184 162V164L181 162V160L179 161V163L176 165V166H178V167H176L175 166V168H173V166L172 167H170V166H165V167H163V169L165 168H170V170L173 168V169H175L174 171H176L177 172V174L182 178L181 180H183V178L184 179H186V181H185V183H183V184H186L185 186L186 187H190V188H192V187H194V185H192V182H191V180H194V179H201V180H205L206 178H208V176H207V173H206V171H208L207 170V167L205 166V165H203V162L204 161H207V160H209L207 157H209L210 159H211V161H213L214 159H216V161L214 160V164L217 162V165H215V166H218V163L219 164H222V163H224L225 161H227L228 162V160H230L231 159V156H232V161L230 160V166H229V163H228V165H227V167H228V171L227 170H223V171H227V172H229V169H230V173H225V172H221V174L220 175H218V170H217V168L216 167H213V169H212V172L213 173H215V174H217L219 177H221L220 179H218V181L220 182V183H222V181H223V185H224V181H226L225 179L227 178L228 179V177H230V174H231V176L232 177H230V179L232 180V181H238L239 182V184H240V181H239V178H240V180H241V182H243V181H246V179H247V181H249L250 180V176H251V173L253 174V172H250L251 170L249 169V168H252L249 164H250V162H254V161H256V160H263L262 162H264V156H262V151L264 150V134L262 135V134H260L259 132H256L255 130L254 131H250V130H248L247 131V129L245 130L244 128V124L241 122L238 126L239 127H241L242 129H241V131H240V128L238 127V134H239V137H240V139H239V137L237 136L238 134L236 133V132H234V131H236L237 129L235 128V127H233L232 125V123H234V122H232L231 120H226V121H230V122H232V123H230L231 125L229 126V127H223V124H222V122H224V120L221 122V116L220 117H218L216 114H215V112L217 113V111H213V110H211V112L210 111H208V110H210V108H207V107H205V106H207V105H205L204 106ZM8 106L9 107H13V109H14V111H15V115L14 116H11V117H13L14 118V120H11L9 117L8 118H5L6 117V114L8 113ZM222 106V107H221ZM197 106L195 105V108H196ZM199 107V108H200ZM203 107H205L204 109H203ZM260 107V108H259ZM27 108V109H26ZM199 108H197V109H199ZM225 109V110H222V109ZM34 110V111H31V110ZM197 109H196V111H197ZM201 109V108H200ZM206 109H208V110H206ZM215 109V110H216ZM205 110H206V113H205ZM239 110V109H238ZM213 111V112H212ZM254 111H256V109H254ZM197 112H200V111H197ZM210 112V113H209ZM211 113H213V115L211 114ZM219 113H221V112H219L218 111V113L217 114H219ZM198 114V113H197ZM200 114V113H199ZM226 114V115H227ZM20 115V116H19ZM205 116V117H207V116H209V118L207 117V121H208V119H209V122H210V124H211V126L213 125V124H215L216 123V126H215V129L217 130V131H219L218 133H215V129L214 128H212L213 130H211L212 132L210 133V131L208 132L207 131V133H208V135H207V133H204V130H205V127H204V125L207 123H205L204 125H202V123H204V122H202V121H204L205 119H204V117L202 118V116ZM207 115V116H206ZM219 115H222V118L224 117L223 116V112L221 113V114H219ZM1 116H3V117H1ZM211 116H213V117H211ZM247 116V115H246ZM19 117H20V119L21 118H23L24 119V121L22 120V123L24 124L23 126H24V128L23 129H20V127L18 128L17 127V123L19 122H17V121H15V118H16V120L17 119H19ZM218 119H217V118ZM227 117V116H226ZM225 117V118H226ZM248 117V116H247ZM262 117V118H261ZM1 118H3V119H1ZM196 119H198L197 117H195ZM224 118V119H225ZM229 118V117H228ZM228 118H226V119H228ZM7 119V120H6ZM199 119V120H200ZM203 119V120H202ZM210 119H211V121H210ZM220 119V120H219ZM232 119V118H231ZM217 120V121H216ZM248 120H250L249 118H248ZM248 120H246L245 119V123L248 121ZM254 121H256L255 119H253ZM1 121H2V123H1ZM7 121V123H9V124H11L10 125V129L8 130H6V129H1V127H2V125L3 124H5V122ZM12 122V121H14V123L12 124V123H10V122ZM198 121V120H197ZM196 121V122H197ZM236 121V122H237ZM261 121V124L263 123V130H262V128H259L258 127V122H260ZM202 122V123H201ZM220 122V124L218 125V123ZM213 123V124H212ZM197 124V125H198ZM209 124V125H210ZM237 124H238V122H237ZM249 124H251V123H248V125ZM261 124L259 125L260 127H261ZM217 125H218V127H217ZM221 126V127H220ZM250 126V125H249ZM248 126V128H252V127H249ZM33 127V128H32ZM214 127V126H213ZM26 128V130L24 131V129ZM209 129H210V126L208 127ZM219 128H220V130H219ZM222 128V129H221ZM206 129H207V127H206ZM245 130V132L247 133H245L244 132V130ZM252 129V130H253ZM242 130H243V133H245V134H243V137H241L242 136ZM221 131V132H220ZM234 132V133H233ZM254 132H256V133H254ZM213 133V134H212ZM205 134V135H204ZM218 134V135H217ZM210 135V136H209ZM214 135H217L218 136V138H217V136H214ZM233 135V136H232ZM244 135H245V137H244ZM235 136H237V137H235ZM247 136V137H246ZM255 136V137H254ZM258 136H260V137H258ZM219 137H220V139H222L223 138V140H220L219 141ZM230 137H233L232 139L230 138ZM235 137V138H234ZM263 137V138H262ZM230 138V139H229ZM241 138H246V140L248 141V143L246 142V140L244 141V139H243V141H242V139ZM248 138V139H247ZM254 138H255V140H254ZM214 141H213V140ZM225 139V140H224ZM236 139H239V140H236ZM209 140V141H208ZM210 140H212L213 142H217V143H215V147H213L214 145L212 144L213 142L212 141H210ZM261 140H262V142H261ZM218 141H219V143L221 144V146H220V144H218ZM221 141H223L222 143H221ZM229 143H228V142ZM238 141H242V142H238ZM249 141H250V143H249ZM212 142V143H211ZM225 142H227V144L225 143ZM233 142V143H232ZM255 142L259 145V143L261 142V144L263 145V148L261 147H258V148H260V149H258L257 148V144H255ZM235 143V144H234ZM239 145H238V144ZM234 144V145H233ZM240 147H238L237 145ZM256 146H254V145ZM223 145H227L228 147H227V149H226V146H223ZM232 145V146H231ZM242 146V147H241ZM214 149H213V148ZM217 147V148H216ZM232 147H234V148H232ZM236 147V148H235ZM238 147V148H237ZM216 148V149H215ZM218 148H219V150H218ZM232 148V149H231ZM229 149H231L232 151H233V154L231 153V150H229ZM234 149H235V151H234ZM217 150V151H216ZM240 150L241 151V153H240V151L238 152V151ZM247 150L249 151V152H247ZM225 151V152H224ZM228 151V152H227ZM229 151H230V153H229ZM236 152V153H235ZM237 152H238V154L240 153V155L241 156H238L237 157ZM246 152V153H245ZM252 153V155H255V157H254V159H251V155L250 156H248V157H250V159H251V161L249 162V158L247 157V156H245V155H249V153ZM255 152H256V154H255ZM234 153L235 154H237V155H235L234 156ZM250 153V154H251ZM198 155V156H202L203 157V159H201L202 160V162H201V160H199V161H197V159L195 158V156L194 155ZM201 154V155H200ZM264 154V153H263ZM209 155V156H208ZM220 155V156H219ZM226 155V156H225ZM187 156H190V157H188L187 158ZM193 156H194V159H193V162H192V158H193ZM233 156H234V158H233ZM197 157V156H196ZM220 157V158H219ZM221 157H222V159H221ZM227 157H230V159L228 158L227 160H226V158ZM236 157V158H235ZM253 158V157H252ZM255 158H257L256 160H255ZM220 159V160H219ZM234 159V160H233ZM238 161V164L239 165H243L242 167H240L241 169H239V170H242V171H245V169L244 168H246V171H245V174H243V172H241V171H239L238 170V168H239V165L237 164V161ZM246 159V160H245ZM222 160V161H221ZM188 161V162H187ZM197 161V162H196ZM224 161V162H223ZM233 161H235L234 163H233ZM245 161V162H244ZM187 162V163H186ZM194 162H196V164L194 163ZM198 162H200V163H198ZM227 162H225L224 164H226ZM248 162H249V164H248ZM190 165H189V164ZM198 163V164H197ZM202 163V165H199V164H201ZM246 163V164H245ZM185 164H186V166H187V164L189 165V167H187V169L185 168L186 166H185ZM197 165V166H196ZM238 165V166H237ZM200 166H201V168H200ZM205 166V167H204ZM219 166H221V165H219ZM224 166H225V169H227V167H226V165H222V167H223V169H224ZM236 166H237V168H236ZM202 170L201 172H200V170H199V168ZM221 167V168H222ZM177 168V169H176ZM172 169V170H173ZM234 169V170H233ZM236 169V170H235ZM167 170V169H166ZM169 170V169H168ZM171 170V171H172ZM177 170H179V173H178V171ZM204 170V171H203ZM206 170V171H205ZM222 170V169H221ZM221 170H219V171H221ZM173 171V172H174ZM249 172V176H247L248 175V172ZM189 172V173H188ZM203 172V173H202ZM247 172V173H246ZM228 174H229V176H228ZM247 174V175H246ZM178 175H176V177H177V179H178ZM217 175H216V177H217ZM227 175V176H226ZM246 175V176H245ZM215 176V175H214ZM226 176V177H225ZM256 176V175H255ZM224 179H223V178ZM257 177V179H258V181H263V178H259V176H256ZM251 178H253V175H252V177ZM254 179V178H253ZM253 179H251V180H253ZM180 180V179H179ZM178 180V181H179ZM207 180V179H206ZM250 180V181H251ZM184 181V180H183ZM257 180H256V178H255V182H256ZM257 181V182H258ZM180 182V181H179ZM219 182H215V184H214V191H215V193L218 195H220V193H222L224 190H225V185L223 186L222 184H220ZM238 182L236 183V185L234 186L235 187V189H239L238 188ZM256 182V183H257ZM134 184H138V182H133ZM165 183V182H164ZM164 183H160V184H162V185H165V186H168V185H166V183L164 184ZM254 183V182H253ZM134 184H130V186H132L133 188L134 187H138V186H142L143 184H141L140 183V185L138 184V185H134ZM151 185V184H150ZM182 185V184H181ZM184 186V185H183ZM226 186H227V184H226ZM248 187H245V189L246 188H250L251 186H249V185H247ZM251 189V188H250ZM249 189V190H250ZM263 190H264V188H263ZM135 193V192H134ZM263 193H264V191H263ZM122 195V194H121ZM117 196H120V193L117 195ZM131 196V195H130ZM130 196H127V195H123L122 197H124L123 199H125V200H123V199H121V197H120V199H121V202H122V204L124 205V204H130L131 206L133 205V208L135 207L134 206V204L136 205V200H138L140 197L138 196V194L136 193V196L135 195H132L131 197ZM134 196V198H132ZM127 197H129V198H127ZM117 198V197H116ZM132 200H131V199ZM129 199V200H128ZM131 200V201H130ZM95 201V200H94ZM93 200H92V202H94ZM108 201H110V203L109 202H107V200H106V202L107 203H109V204H112V203H114V202H117L116 204H114L115 205V208H116V210L118 209V210H121V208L123 209V207H120V205L119 204H121L120 202L118 203V199H116V201H114V200H112V199H108ZM120 201V200H119ZM130 201V202H129ZM141 201H146V200H139V202H138V204L141 202ZM91 202V201H90ZM91 202V203H92ZM105 202V201H104ZM132 202H133V204H132ZM146 203V202H145ZM137 204V205H138ZM141 204V205H140ZM139 204V207L140 206H144V203L143 202H141ZM113 205V204H112ZM113 205V206H114ZM119 205V206H118ZM122 206V205H121ZM114 207H113V209H115ZM136 208H138V206L136 207ZM136 208H134L135 210H137ZM139 209H141L142 211H143V209L142 208H139ZM140 210V212H138V213H140V214H142L143 212ZM106 211V210H105ZM122 211V210H121ZM131 211V210H130ZM139 211V210H138ZM101 213H99L100 215H101ZM133 213H134V211H133ZM133 213H131V212H129L128 211V213H127V217L128 216H130V214H131V217H133V216H135ZM136 213V212H135ZM106 214V215H105ZM129 214V215H128ZM133 214V215H132ZM92 215H94V219H96V220H100L101 221V223H103V221L101 220V219H97V218H100L99 216H97V213L96 214H92ZM137 215V214H136ZM139 214H138V218H139ZM74 216H72V218H73ZM97 217V218H96ZM116 217H119L120 219H117ZM67 218H70L69 217V215L68 216H66V219ZM72 218H71V220H72ZM126 218V217H125ZM124 218V219H125ZM122 219V220H121ZM68 220V219H67ZM70 220V219H69ZM74 220H75V218H74ZM100 221H98V222H100ZM106 221V222H107ZM73 222V221H72ZM82 222V223H81ZM120 222V223H121ZM134 222V223H133ZM105 223V222H104ZM103 223V226H100V227H102V228H105V225H109L108 223H105L104 224ZM119 222H118V225L120 224ZM123 223H122V225H123ZM82 224L85 226V227H83L82 226ZM140 224V223H139ZM79 225H81V227L79 226ZM117 225V224H116ZM94 226V225H93ZM110 226V225H109ZM96 227H98V226H96ZM66 228V229H65ZM114 228V229H113ZM36 231H38V229L36 230ZM127 231V232H126ZM40 232V230L38 231V233ZM37 235V234H36ZM125 235H127L128 236V238H127V236H125ZM125 238V239H124ZM35 240L36 241H38L37 243H35ZM121 243V244H120ZM254 244H249V245H247V246H240V247H238V248H236L235 250H233L232 252H230V255L228 254L227 256H225L224 258L223 257H221V259L219 260V261H217V260H210L209 262H207L206 264H234V263H236V262H238V261H240V260H242V259H244L245 257H249L250 255H253V254H255V252H258L260 249H261V247L262 248H264V239L263 238H261V240H256V241H254L253 242ZM110 248H111V250H110ZM113 249V250H112ZM239 249V250H238ZM256 250V251H255ZM109 251V252H108ZM112 252V253H111ZM102 256V255H101ZM113 256H111L110 258H113ZM227 257V258H226ZM81 258V259H80ZM85 258V259H84ZM101 258H103V256L101 257ZM109 258V259H110ZM78 259H79V261H78ZM108 259V258H107ZM63 262H62V261ZM69 261H73L72 263L71 262H69Z\"/></svg>", "mask_w": 264, "mask_h": 264}]
</instances>
